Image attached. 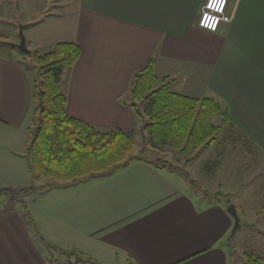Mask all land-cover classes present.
Returning <instances> with one entry per match:
<instances>
[{
	"label": "crops",
	"instance_id": "1",
	"mask_svg": "<svg viewBox=\"0 0 264 264\" xmlns=\"http://www.w3.org/2000/svg\"><path fill=\"white\" fill-rule=\"evenodd\" d=\"M204 2L81 0L82 11L95 23L83 45L79 42L81 55L67 79L68 112L99 128L133 130L138 119L124 101L133 74L154 57L156 72L169 75L177 92L218 95L230 123L264 155V0H228L233 20L216 32L198 26ZM26 57L0 54V175L12 173L0 189L10 191L27 186L30 179L19 182L13 160L24 155L2 137L13 133L11 127L23 123L35 106V70L30 74L25 67ZM27 165L29 169L28 160ZM196 181L198 187L175 169L133 160L82 184L36 191L58 201L35 218L43 234H48L44 218L64 241L73 242L78 255L97 262L234 264L229 243L234 217L202 180ZM260 213L264 222V209ZM48 218L58 223L50 224ZM75 261H48L19 211L0 218V264H97Z\"/></svg>",
	"mask_w": 264,
	"mask_h": 264
},
{
	"label": "trees",
	"instance_id": "2",
	"mask_svg": "<svg viewBox=\"0 0 264 264\" xmlns=\"http://www.w3.org/2000/svg\"><path fill=\"white\" fill-rule=\"evenodd\" d=\"M0 43H5L1 37ZM81 51L80 44L75 41H60L45 53L37 50L30 52L31 63H28L38 71L32 84L35 104L33 124L28 127L30 143L27 160L31 173L29 184L17 190L19 195L43 192L90 177H103L133 160L150 161L149 150L145 154L144 150L131 154L135 144L133 130L99 128L68 112V97L61 89V77L65 68H71L76 63ZM158 81L156 60L151 57L145 66L133 74L128 88L129 98L124 103L133 109L137 119L144 118L146 114L143 128L148 132V145L153 148L169 146L185 157L182 166L159 157L151 161L179 171L192 186L198 187L199 184L186 167L201 151L212 145L222 127L230 123L228 110L214 97L191 96L175 91L169 75L163 76L160 85L156 86ZM214 115L221 117L220 125L212 122ZM41 176L51 180L37 184L35 179ZM219 193H215V198L227 205L233 203L232 194ZM6 194L10 195L11 191L0 189V196ZM21 207L22 221L32 234L49 249H58L67 257L74 254L46 240L28 204L21 201ZM76 255L75 263L103 264L93 258ZM50 259L47 257L51 262ZM243 264H264V259L259 255L244 253Z\"/></svg>",
	"mask_w": 264,
	"mask_h": 264
},
{
	"label": "rangeland",
	"instance_id": "3",
	"mask_svg": "<svg viewBox=\"0 0 264 264\" xmlns=\"http://www.w3.org/2000/svg\"><path fill=\"white\" fill-rule=\"evenodd\" d=\"M93 23L95 21L92 16L88 12L82 11L81 0H0V37L1 41H5L3 44L0 43V54L10 56L15 53L26 57L33 50L45 53L60 41H75L82 44L85 33H91ZM22 39H24L26 51L30 52L19 48ZM26 58L31 63L30 57ZM27 66L30 74H34L35 70V80L38 75L37 68L33 64L30 66L29 63L25 64V67ZM72 69V67L65 68L63 71L61 77L63 92H66L67 79L72 75L70 74ZM156 73L159 77L156 86H159L163 75L159 71ZM174 90L179 91V88H174ZM209 96L214 97L223 107H227L218 95ZM33 113L34 108L31 116L27 117L23 123L11 127L15 130L13 133L6 132L2 135L3 139L10 141L9 145L15 148L16 154L24 155L13 160L19 172L15 175L18 174L19 182L22 184L28 181L31 172L27 165L26 148L30 143L28 127L33 124ZM146 118L147 116L144 113V118L138 119L134 125L135 144L131 154L135 155L143 150L145 154L149 150L151 151V154L149 153L150 161L144 159V162L150 165H156L151 160L159 157L174 165L182 166L185 157H182L179 152L169 146L153 148L147 144L148 132L143 128ZM212 122L220 125L221 117L214 115ZM5 144H7L6 141ZM4 152L7 154L5 147ZM262 154L263 152L254 148L252 143L243 136L238 127L229 123L222 127L214 143L201 151L196 159L186 167L193 179L202 180V186L213 192L211 195L214 194V198L217 190L220 192L219 194H232V200L236 205L240 218V225L242 224L235 232L232 229L230 233L231 242L229 243L234 248L232 251L234 264H243L244 253L259 255L264 259V227H262L264 222L259 219L261 216L260 211L264 209V155ZM10 178H12V173L0 175V186H7L5 180ZM50 180V178L41 176L37 177L35 182L45 184ZM82 180L88 182L92 180V177L81 179L80 184L84 183ZM59 200L61 201V197H59ZM21 201L28 204V208L34 217L35 215L40 217L39 211L42 212L53 201L56 203L58 199L51 196V193L39 195L35 192L28 195H19L17 190H11L10 195L0 196V218L13 210L21 213ZM243 209L246 212V218ZM49 220L50 224L58 223L52 221V218ZM44 221L43 218V226L48 234H42L46 240L58 248L74 252L69 258L75 261L76 254L81 253L79 249L71 247L73 242L70 240L64 241L58 229H54V225L48 227ZM233 226H235V220ZM39 245L46 253V259L47 257L52 259H50L51 262L58 259H67L66 254L58 249H49L41 240H39ZM83 257L93 258L91 256ZM122 261L118 259L116 264H124Z\"/></svg>",
	"mask_w": 264,
	"mask_h": 264
},
{
	"label": "built area",
	"instance_id": "4",
	"mask_svg": "<svg viewBox=\"0 0 264 264\" xmlns=\"http://www.w3.org/2000/svg\"><path fill=\"white\" fill-rule=\"evenodd\" d=\"M209 0H205L201 7V11L198 18V26L208 31L216 32L219 30L222 23L231 22L233 19L234 9L228 11V0H223V3L219 6V9H211L207 7ZM205 14L210 16L211 20H205ZM208 25H211L210 27Z\"/></svg>",
	"mask_w": 264,
	"mask_h": 264
},
{
	"label": "water",
	"instance_id": "5",
	"mask_svg": "<svg viewBox=\"0 0 264 264\" xmlns=\"http://www.w3.org/2000/svg\"><path fill=\"white\" fill-rule=\"evenodd\" d=\"M19 48H21L24 51H26L24 39H22V42L19 45ZM26 52H30V51H26ZM227 209H228L229 213L234 217L235 226L233 228V232H235L236 229L240 226V218H239V215H238V211H237L236 205L234 203H231V204L228 205Z\"/></svg>",
	"mask_w": 264,
	"mask_h": 264
},
{
	"label": "snow or ice",
	"instance_id": "6",
	"mask_svg": "<svg viewBox=\"0 0 264 264\" xmlns=\"http://www.w3.org/2000/svg\"><path fill=\"white\" fill-rule=\"evenodd\" d=\"M223 3V0H209V3L207 4L208 8L211 9H219V6ZM205 20H211L212 18L210 16H208L207 14H205ZM209 27L211 25H208Z\"/></svg>",
	"mask_w": 264,
	"mask_h": 264
}]
</instances>
